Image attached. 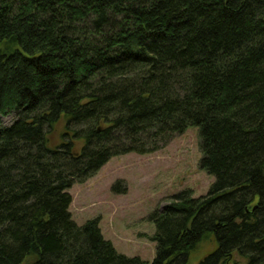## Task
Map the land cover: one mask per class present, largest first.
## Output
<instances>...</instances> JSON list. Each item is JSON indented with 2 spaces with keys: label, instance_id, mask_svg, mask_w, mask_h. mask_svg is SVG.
Masks as SVG:
<instances>
[{
  "label": "trees",
  "instance_id": "obj_1",
  "mask_svg": "<svg viewBox=\"0 0 264 264\" xmlns=\"http://www.w3.org/2000/svg\"><path fill=\"white\" fill-rule=\"evenodd\" d=\"M9 111L0 264H264V0H0ZM188 126L214 181L149 214L151 261L72 219V183Z\"/></svg>",
  "mask_w": 264,
  "mask_h": 264
},
{
  "label": "rangeland",
  "instance_id": "obj_2",
  "mask_svg": "<svg viewBox=\"0 0 264 264\" xmlns=\"http://www.w3.org/2000/svg\"><path fill=\"white\" fill-rule=\"evenodd\" d=\"M14 117L13 111L0 114V123L9 125ZM200 157L196 126H188L156 151L114 155L92 176L67 188L72 219L82 224L98 217L103 237L118 252L151 261L156 242L151 239L155 226L149 214L183 189H191L193 196L205 194L214 181L200 167ZM115 183L119 190L113 189ZM198 252L187 264H196Z\"/></svg>",
  "mask_w": 264,
  "mask_h": 264
}]
</instances>
